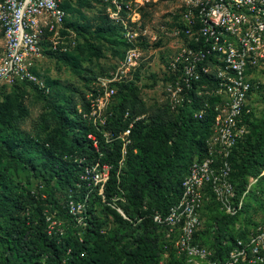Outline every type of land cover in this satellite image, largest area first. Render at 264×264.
I'll use <instances>...</instances> for the list:
<instances>
[{
    "label": "built area",
    "instance_id": "obj_1",
    "mask_svg": "<svg viewBox=\"0 0 264 264\" xmlns=\"http://www.w3.org/2000/svg\"><path fill=\"white\" fill-rule=\"evenodd\" d=\"M149 1L128 0L124 4L111 1L115 11L109 10V17L120 24L127 48L116 74L102 83L103 96L90 106L89 115L95 116L109 103L115 93L110 84L117 81V73L125 75L145 59L137 40L146 36V31L135 28L139 17L130 12L132 5L138 9ZM66 2L0 0V30L4 39L0 92L16 77L39 83L31 70L42 53L45 35H51L50 52L64 54L73 47L74 41H62L58 31L69 15L64 8ZM167 4L170 6L168 24L161 25L153 37L154 41H167L163 48L165 64L159 103L176 112L191 101L192 95L204 96V103L193 110V116L201 118L210 107L207 102L211 99L213 122L205 140V155L188 165L177 201L165 214L154 211L150 218L185 264H264V218L247 226L243 238L236 237L223 261L214 260V250L197 237L203 230L201 212L207 205L215 203L222 214L235 216L248 192L235 198L229 157L247 136L248 122L255 117L253 94L259 74L264 73V0H169ZM125 9L129 12L123 16L121 11ZM124 118L129 120L128 111ZM134 121L130 119L122 136H117L121 141L119 164L124 162L126 149L131 145ZM93 145L96 147V141ZM80 178H90L102 194L108 166L100 168L95 162L84 168ZM83 207L84 202L74 201L70 194L67 196L66 213L81 230L87 225L82 217ZM44 218L46 233L55 234L54 214L45 211Z\"/></svg>",
    "mask_w": 264,
    "mask_h": 264
},
{
    "label": "trees",
    "instance_id": "obj_2",
    "mask_svg": "<svg viewBox=\"0 0 264 264\" xmlns=\"http://www.w3.org/2000/svg\"><path fill=\"white\" fill-rule=\"evenodd\" d=\"M68 2L64 7L66 10ZM105 30L111 29L107 27ZM120 35L121 43L126 46L124 47L126 50L127 45L122 34ZM86 48L89 53L99 57L100 51L93 44H87ZM191 95L192 93L190 97ZM204 100V96L192 95L190 101L192 111L186 114L183 108H179L175 122L166 134L159 132L154 135L139 131L137 133V126L133 123L130 137L132 143L126 149L123 175H119L118 172L121 141L117 134L122 132L129 120L135 116L133 110L128 112L129 120L123 117L125 111L120 117L108 120L107 125L112 133L110 143L105 142L102 133L98 132H94L93 139L87 138L88 130L82 128L83 124H77L81 116L73 113L74 105L70 100L68 108L58 104L50 105L52 118L56 122V131L51 132L45 142L39 140L33 142V145L38 146L34 156H14V150L24 144L23 136L1 137V153L12 163L29 170L31 176L45 186L43 193L29 189L19 191L11 184L10 179L3 176L1 168L6 169L0 166L1 264H160L161 256H165V262L161 264H185L182 258L175 255L171 245L164 241L162 231L152 222L150 214L154 211L161 214L167 212L179 197L180 182L188 165L194 159H201L205 155V140L211 132L213 122V100L201 118L193 116V110L199 108ZM157 109L166 117L167 108L162 106ZM0 112L3 113L2 110ZM250 124L251 122H248V125ZM11 125L14 126V123L11 122ZM76 125L85 131L82 138L75 132ZM164 127L162 124L160 128ZM262 128V133L249 146V153L241 162L236 153L244 140L233 148L229 157L232 169L231 182L236 199L242 195L244 189L242 183L236 184V177L240 179L241 173L249 169L252 170L250 175L254 177H259L264 172V119ZM68 131L72 132L71 137ZM187 131L190 132L189 135ZM196 134H202L203 138L200 142L192 143ZM93 141H96V147ZM95 162L99 165L107 164L110 168L102 193L105 201L109 202L118 188H122L126 193L127 203L123 212L133 221L129 223L128 232L114 231L111 236L105 234L102 232L103 222L95 217L89 208L85 211L87 225L84 230L80 228L79 230L73 226L71 217L56 200L55 192L50 186L52 182L60 189L73 193L78 186L82 187L81 194L79 196L74 194V198H83L90 188L84 185L80 177L84 168ZM238 168L241 169L240 174H236ZM117 177L125 179V184H119ZM259 178L264 182V176ZM261 192L264 193V189ZM247 197L248 192L237 215L228 216L221 213L214 218L210 227L214 238L209 246L214 250V260L223 261L235 244L236 237L229 232L228 224L233 223L245 211ZM215 206L217 207L216 204ZM45 211L55 212V215L58 214L62 219L68 220L72 224L74 234L48 235ZM140 218L142 220L138 222ZM253 224L255 223L247 226ZM246 228L242 225V232L237 237L243 238L247 232ZM135 230L140 231L134 234ZM126 238L130 239L129 243L123 244Z\"/></svg>",
    "mask_w": 264,
    "mask_h": 264
},
{
    "label": "rangeland",
    "instance_id": "obj_3",
    "mask_svg": "<svg viewBox=\"0 0 264 264\" xmlns=\"http://www.w3.org/2000/svg\"><path fill=\"white\" fill-rule=\"evenodd\" d=\"M111 1L69 0L67 9L69 15L58 31L62 41L69 42L71 39L74 41L73 47L65 54H52L48 51L51 35H45L42 42V53L31 70L37 76L39 83H32L16 77L3 86L0 92V110L3 112H0V138L4 136L10 138L23 136L24 138V144L14 150V156H34L37 153L38 146L33 145V142L37 140L45 142L50 137V133L56 131V122L52 118L50 105L58 104L68 108L69 100L74 105L73 113L81 116V120H78L77 124H83L82 128L91 132L90 134L87 132V138L93 139L94 132H98L102 133L105 142L110 143L112 133L107 125L108 120L120 117L124 111L132 110L135 115L132 119L135 120L134 126H137L136 132H150L157 135L159 132L166 134L170 131L175 122L177 110L176 112L168 110L164 117L157 109L163 106L159 102L161 101L160 91L162 90L163 66L165 64L163 48L167 41H163L164 39L154 41L153 39L161 25L168 24L170 6L167 2L169 0H155L156 2L150 0L138 9L131 6L130 14H136L139 17L135 28L146 31V36H140L137 40L145 59L138 67L129 69L125 75L121 76L120 73H117V81L110 84L114 87L115 93L109 99L107 106L95 116L88 114L90 106L103 96L102 83H107L116 74V68L119 67L125 51L124 47H126L121 43L120 24L109 17V12L115 11ZM119 2L124 4L128 0H119ZM121 12L124 16L129 11L125 9ZM107 27L111 30H105ZM87 44H93L99 49V57L89 53L86 48ZM3 48L4 39L0 30V56ZM252 101L255 117L250 121L247 136L242 146L237 150L236 154L240 162L248 155L249 146L263 131L264 73L259 74V83L255 87ZM210 102L211 99H208L207 103L211 104ZM181 108L186 114L192 111L190 102L183 104ZM70 116L72 118V113ZM11 122L14 123V126L11 125ZM162 124L165 126L164 128H160ZM79 128L77 125L74 126L75 132L79 138H82L85 136V131ZM68 134L70 137L72 136V132L68 131ZM131 134L132 132L130 137ZM187 134L189 135L190 132L187 131ZM201 135L193 136L192 143L200 142L203 138ZM117 136H122V132H119ZM73 149L75 148L73 147ZM75 153L78 154L76 150ZM123 163L119 164V175L124 174ZM103 165L108 166L102 164L99 165L100 168ZM0 166L6 169L3 170L0 167L3 176L10 179L11 184L17 190L29 189L42 193L45 191L44 184L33 178L29 170L12 163L1 151ZM109 169L108 166V172ZM240 172V168L236 169V174H240ZM251 172L252 170L249 169L241 173L240 179L236 177V184L242 183L243 192L248 191V197L246 198L245 211L233 223L228 224L229 232L234 238L241 234L242 225L247 227L252 222H262L264 218V193L261 192L264 189V182L259 178L264 176V172L259 177L251 176ZM117 178L119 184H125V179ZM82 181L90 189L82 196L83 198L79 199H75L74 194L79 196L82 187L78 186L73 193L60 189L54 182L51 183V189L54 190L56 200L61 207L65 209L66 198L70 194L74 201L84 202L82 208L84 219L87 216L85 211L89 208L93 215L103 222L102 232L105 234L111 236L114 231L128 232L129 223L133 221L123 212L127 203L125 191L118 188L117 193L110 198L109 202H106L103 194H100L97 184L90 178ZM51 214H54L57 222V232L55 233L58 235L74 234L72 224L68 220L62 219L58 214L55 215V212ZM219 214L221 212L213 203H210L201 212L203 230L199 239L207 246H211L213 242L214 233L210 227L214 218ZM73 226L77 227L75 224ZM138 231L140 230H135L134 234ZM129 240V238L124 239L123 244H128ZM0 254H2L1 247ZM163 262H165V256H161V263Z\"/></svg>",
    "mask_w": 264,
    "mask_h": 264
},
{
    "label": "bare ground",
    "instance_id": "obj_4",
    "mask_svg": "<svg viewBox=\"0 0 264 264\" xmlns=\"http://www.w3.org/2000/svg\"><path fill=\"white\" fill-rule=\"evenodd\" d=\"M121 213V215H123V213L122 212H120Z\"/></svg>",
    "mask_w": 264,
    "mask_h": 264
},
{
    "label": "crops",
    "instance_id": "obj_5",
    "mask_svg": "<svg viewBox=\"0 0 264 264\" xmlns=\"http://www.w3.org/2000/svg\"><path fill=\"white\" fill-rule=\"evenodd\" d=\"M153 1H155V0H153ZM156 1H157V0H156ZM156 1H155V2H156Z\"/></svg>",
    "mask_w": 264,
    "mask_h": 264
}]
</instances>
